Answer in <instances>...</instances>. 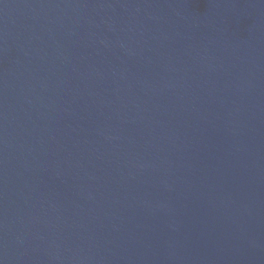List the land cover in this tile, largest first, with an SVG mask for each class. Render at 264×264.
<instances>
[{"label": "water", "instance_id": "95a60500", "mask_svg": "<svg viewBox=\"0 0 264 264\" xmlns=\"http://www.w3.org/2000/svg\"><path fill=\"white\" fill-rule=\"evenodd\" d=\"M0 264H264V0H0Z\"/></svg>", "mask_w": 264, "mask_h": 264}]
</instances>
